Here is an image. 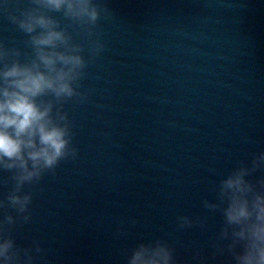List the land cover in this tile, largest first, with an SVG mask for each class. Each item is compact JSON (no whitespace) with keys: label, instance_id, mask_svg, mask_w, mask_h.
<instances>
[{"label":"water","instance_id":"obj_1","mask_svg":"<svg viewBox=\"0 0 264 264\" xmlns=\"http://www.w3.org/2000/svg\"><path fill=\"white\" fill-rule=\"evenodd\" d=\"M98 2L110 14L92 37L50 13L89 60L76 85L86 99L57 105L77 156L24 186L28 222L7 200L15 170L0 168V221L15 218L5 235L20 249L39 244L33 264H127L156 240L177 264H234L223 214L204 202L219 203L220 181L264 153V0ZM95 39L104 49L92 56ZM29 40L0 14V41L22 59ZM248 179L264 180V167ZM181 216L194 223L180 228Z\"/></svg>","mask_w":264,"mask_h":264},{"label":"clouds","instance_id":"obj_2","mask_svg":"<svg viewBox=\"0 0 264 264\" xmlns=\"http://www.w3.org/2000/svg\"><path fill=\"white\" fill-rule=\"evenodd\" d=\"M12 7L15 12L9 11ZM102 12L110 14L98 0H31V7L26 10L13 0H0V14H8L10 21L30 36L32 49L31 55L22 59L20 49H10L0 41V168L15 170V189L7 200L24 222L30 220L32 202V195L23 192L24 186L39 180L62 160L77 156L68 115L61 111L62 103L76 96L86 99L76 87L89 63L83 54L84 46L75 43L68 29L50 13H62L92 37ZM103 49L101 40L91 41L92 56ZM46 97L50 99H43ZM260 167H264V153L256 157L251 169H234L220 181L219 203L204 202L206 208L223 214L220 238L231 241L227 247L234 264H264V180L248 179ZM178 220L180 228L194 223L189 216ZM14 223L11 215L0 221V264H33L32 252L42 250L36 242L33 248H18L15 239L5 235V225ZM127 264L177 262L174 249L156 240L132 249Z\"/></svg>","mask_w":264,"mask_h":264}]
</instances>
